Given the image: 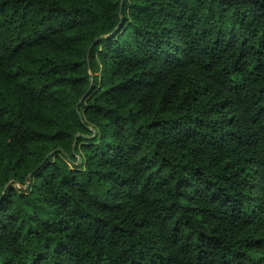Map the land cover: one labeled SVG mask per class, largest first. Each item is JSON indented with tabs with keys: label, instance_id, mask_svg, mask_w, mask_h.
<instances>
[{
	"label": "trees",
	"instance_id": "trees-1",
	"mask_svg": "<svg viewBox=\"0 0 264 264\" xmlns=\"http://www.w3.org/2000/svg\"><path fill=\"white\" fill-rule=\"evenodd\" d=\"M0 264H264V0H0Z\"/></svg>",
	"mask_w": 264,
	"mask_h": 264
}]
</instances>
